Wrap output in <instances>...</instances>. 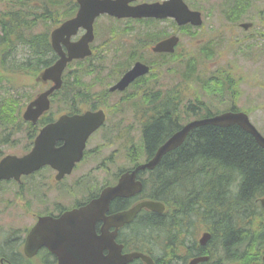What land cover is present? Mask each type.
Returning a JSON list of instances; mask_svg holds the SVG:
<instances>
[{"label": "flooded vegetation", "instance_id": "flooded-vegetation-1", "mask_svg": "<svg viewBox=\"0 0 264 264\" xmlns=\"http://www.w3.org/2000/svg\"><path fill=\"white\" fill-rule=\"evenodd\" d=\"M145 1L163 0H135L130 4ZM73 3L76 12L78 7L75 2ZM108 18L114 21L105 27L107 37L102 41V48H98V44L95 45L94 42L98 37L94 35V40L90 43L93 55L84 58V61L80 63L69 65L70 62L66 66L70 72L74 71L80 77L74 87L69 88L70 93H75L65 96L68 89H64L65 81L62 79V86L59 89L63 90L62 95L54 96L53 92L49 96L50 109L38 116L35 122L25 120L22 112L15 114L17 116L15 125L18 128L16 135L22 134L25 138L23 140H26L22 149L24 154L33 147L40 130L45 125L56 122L60 117L81 115L88 110L93 112L102 110L104 113L103 121L86 138L81 158L73 164L70 172L59 174L57 169L45 164L28 174L19 175L17 180L10 179L12 192L21 197H16L19 202L18 207L23 210L24 204V214L31 217V222L27 225L28 230L40 216L58 217L68 210L91 202L99 196L104 187L116 184L121 174L130 172L138 163L152 157L161 143L150 155H145L138 149H145L143 138L145 127L155 118L161 106L171 105L173 127H176L181 111L184 109L187 112L193 111L194 96L187 97V87L191 81L177 80L180 56L189 52L187 47L182 48L180 32L201 33L208 28L205 23L202 22L200 26L194 27L189 24L179 26L171 17L122 19L109 16ZM64 19H60L57 24ZM227 19L229 24L237 23L233 27H238L241 23ZM223 28L225 27H215L214 44L218 43L217 35L221 36V31L225 33ZM81 33L82 31H79L78 35L72 36L70 40H76ZM171 35L179 36V41L172 51H153L156 43ZM183 37L186 38V42L192 38L190 35ZM201 40L205 38L198 42ZM62 49L66 51L64 45ZM180 50L183 53H180ZM137 61L148 66V72L136 77L121 91L110 90L122 74ZM105 70L107 72L103 73ZM224 70L222 65V71ZM70 72L64 73V76ZM86 77H90V80H85ZM106 78L109 81L102 85L101 81ZM50 84L51 82H48L46 87ZM98 85H100L99 89ZM53 105L56 106L55 111H52ZM71 124L73 123H65V126ZM172 130L169 132L172 133ZM134 138H138L137 141ZM94 139L98 143L94 148L89 149L88 146ZM20 143L21 140L17 144ZM63 144V139H56L54 147L59 148ZM107 147L112 148L108 155L97 161L98 156ZM141 155L143 160H140ZM87 164L90 166L83 170L84 165ZM82 166L84 167L81 168ZM154 169L137 170L135 179L142 182L143 189L131 195L111 198L107 209L101 215L97 213L91 227L68 226V229L73 230L75 234L62 237L61 258L42 246L32 258L25 259L21 256L20 263L114 264L119 255L137 252L148 256L152 260L151 264H222V244L218 247L209 245L214 233L211 229L213 228L210 225L211 221L198 218L192 222L194 230L190 231V235L187 230L188 225H185L182 230L177 229L175 234L172 231V223L175 222L173 217L178 211L172 210V206L166 205L157 198L146 196L145 183ZM146 199L162 202L164 209L160 207V210L149 211L142 207L131 220L123 221L118 217L121 212ZM190 220L188 219L187 223ZM147 224L158 225L151 235L148 234V237L146 232L135 230L138 227L147 228ZM27 231L21 237L20 246ZM83 231H88L89 234H83ZM207 232L210 235L203 238ZM157 239H160L159 245L154 249L151 243L157 242ZM19 242L20 237L17 236L16 247L19 246ZM165 244L172 245L173 249L165 248ZM188 251H191V254L188 255ZM182 259L185 260L182 261ZM262 263L264 264L263 261ZM119 264H147V262L141 257H136Z\"/></svg>", "mask_w": 264, "mask_h": 264}, {"label": "trees", "instance_id": "trees-1", "mask_svg": "<svg viewBox=\"0 0 264 264\" xmlns=\"http://www.w3.org/2000/svg\"><path fill=\"white\" fill-rule=\"evenodd\" d=\"M42 1H5L7 8L0 12V85L3 80L11 79L8 74L35 76L43 67L53 62L55 55L50 48L47 30L37 33L33 30L39 22H49L50 27L60 17H69L74 13L75 4L72 0H49L43 5L46 1ZM246 2L248 1L233 0L226 8L222 7V12L227 18L238 19L247 6ZM52 3L64 9L55 8ZM261 18L264 21L262 15ZM259 34L264 35V29ZM15 44L28 48L29 54L21 58L15 57L13 53L11 55L16 48ZM209 53V49L201 48L200 55L208 58ZM182 60L179 65L184 63V73L180 70V80L198 81L199 87L212 99L223 96L222 87L225 84L229 86L228 90L230 87L235 88L228 71L205 75L197 70L195 56ZM68 75L70 73L63 76L64 89H68L65 96L75 93H70L69 88L74 87L80 79L74 74L71 82ZM195 100L194 111H191L194 112V118L218 113L219 106L228 102V98L224 101L223 97L222 101L216 100V104L203 102L198 98ZM20 108V100L15 97L0 98V155L2 146L7 141L14 142L11 136L18 130L15 114ZM171 114L170 104L159 108L155 118L145 127V149H139L140 152L150 155L171 133L169 131H175L182 125L183 120L181 122L179 119L174 128ZM232 185L235 189H231ZM144 192L146 196L157 198L172 206V210L178 211L173 217V233L176 234L177 229L182 230L188 225L190 235V231L194 230V220L199 218L211 221L214 233L209 245L218 247L222 244V260L235 259L242 264H263L259 258L264 252V209L256 200L264 195V150L238 125H201L193 128L179 147L162 156L151 171ZM188 209H192L189 214ZM230 210L232 213L227 214ZM188 219L191 220L187 223ZM146 226L147 228L138 227L135 230L146 232L148 237L158 227L153 224ZM253 227H257L255 232L251 229ZM17 236L20 237L18 230L11 229L0 241V259L11 264H20L22 260L17 249L19 246L16 247ZM158 241L160 239L151 244L154 249L158 247ZM164 247L173 249L170 244H165ZM187 254H191V251Z\"/></svg>", "mask_w": 264, "mask_h": 264}, {"label": "water", "instance_id": "water-1", "mask_svg": "<svg viewBox=\"0 0 264 264\" xmlns=\"http://www.w3.org/2000/svg\"><path fill=\"white\" fill-rule=\"evenodd\" d=\"M79 8L74 17L64 21L60 26L51 32V45L59 58L41 73L43 80H51L53 85L46 91L38 94L30 101L24 112L23 118L35 122L38 116L48 108V95L54 89L59 88L61 83V73L67 62L76 58H83L91 54L89 42L94 38L93 21L102 13H108L116 17H156L163 18L172 16L179 25L191 23L200 24V13L191 11L182 0H164L163 2L140 3L134 6L128 5L132 0H76ZM247 28L248 25H243ZM85 31L77 41L71 42L70 36L74 35L79 28ZM178 37L172 36L158 42L153 50L156 52L172 51ZM61 43L66 47V53L61 48ZM148 71V67L136 62L122 78L110 88V90H123L135 77ZM104 114L101 110L86 111L82 115L62 116L56 122L46 125L35 138L33 148L29 153L16 157L6 155L0 160V179L19 176L28 173L40 165L49 164L59 171V174L70 172L73 164L79 161L84 148V142L89 134L103 121ZM65 123H73L65 126ZM238 125L243 131L252 136L257 145L264 149V136L249 121L246 113L237 111H226L211 117L195 119L188 122L178 131L170 135L155 151L153 157L147 162L138 165L132 171L123 173L117 184L104 188L100 195L91 202L64 212L58 217H39L37 223L29 231L25 240V251L34 253L40 245H46L51 251L61 258L60 242L62 237L75 234L68 226L91 227L92 221L107 209L109 200L115 196L131 195L140 191L142 184L135 179L138 169H152L166 152L177 148L186 138L187 134L195 127L201 125H214L226 127ZM56 139H63L64 144L54 147ZM264 206V196L260 199ZM160 203L154 201H143L130 209L121 212L118 217L123 221L131 220L136 212L145 207L150 210H159ZM78 221V222H77ZM83 234H89L83 231ZM30 252V253H29ZM111 257V256H110ZM135 257H141L147 264H151V259L137 253L119 255L114 264L127 262ZM264 260V255L262 256Z\"/></svg>", "mask_w": 264, "mask_h": 264}, {"label": "rangeland", "instance_id": "rangeland-1", "mask_svg": "<svg viewBox=\"0 0 264 264\" xmlns=\"http://www.w3.org/2000/svg\"><path fill=\"white\" fill-rule=\"evenodd\" d=\"M7 0H0V12L5 11L7 8L6 2ZM46 1V2H44ZM49 0H43V5H45ZM189 1L191 4L197 6V8L201 12V16L203 17V22L207 27L203 31V34H199L196 32L193 35V38L185 41L186 38L182 39V48H186L187 50H190L191 55L189 57L192 58L193 55H200L201 54V48L204 43L205 46L211 47L208 43V38L205 37V34H209L212 32V30L215 29V27L219 26L220 28H223L225 33H222V38L217 43L218 51H220L221 54H218L213 56L210 60H203L201 58L198 59L197 63L199 64L197 68L199 71H201L205 75H209L214 70L218 69L219 67L225 66L230 67L233 69V72L229 73L230 76L233 77L234 84H235V90L239 92V96L237 99V107L240 109H246L249 112V117L252 123L264 134V37H260L258 35L259 31H262L260 22L258 23V20H260L259 15H262L264 17V0H247L249 3L245 7V10L243 11V14L241 17L243 18V21H255L256 25L252 27L250 30L244 32L239 27H233L235 25L228 24L227 20H225L223 17L225 16L224 13L220 12L221 5L222 7L229 6L233 0H206V1H191V0H185ZM30 3V2H29ZM55 8L64 9V7H60V5L52 3ZM261 13V14H260ZM101 16H99L96 21L98 22V34L96 38V41L94 42L95 45L98 44V48H102L101 44L105 37H107L106 29L105 27L108 25H111V21H108L106 18H102V20L99 22ZM49 29V22L41 23L36 25L34 28V32L37 33L41 30H48ZM96 30V29H95ZM28 31V30H27ZM248 36L246 39L244 37ZM220 37V35H217ZM201 37H205L204 41L198 42V40ZM222 42H224L222 44ZM223 45H227L225 49L223 48ZM16 46V44H15ZM253 49V53H255V57L251 59H247L242 56V54L246 50ZM223 51V53H222ZM183 52L180 50V53ZM14 54L15 57L21 58L25 57L29 54L28 48H25L23 45L16 46L15 50L11 52ZM188 57V56H187ZM186 57V58H187ZM184 63L180 66L178 65L177 68V80L179 81L181 78L180 70L182 72V66ZM74 68V67H73ZM235 70V72H234ZM1 71V69H0ZM107 70H105L103 73H106ZM184 73V72H182ZM11 79L3 80L0 85V98H9L10 96L15 97L20 100L23 104L28 100V98L32 97L38 90H42L43 86L40 84L34 83V80L30 77L24 78L19 76L17 73L8 74ZM239 77H241L242 80H239ZM85 80H90V77H86ZM108 78L105 80H102V85L106 84L108 82ZM97 88H100V85L97 86ZM188 93L187 97L195 96L198 97L201 101L204 102H213L216 104V100L222 101V96L220 98H211L209 95H207L198 84L191 82L189 83L187 87ZM226 96H229L227 93H225ZM60 96V95H59ZM21 107V108H22ZM56 110V106H52V111ZM187 114L185 111H181L180 113V120L182 122V119L186 118ZM131 121V119H130ZM137 133V132H133ZM18 140V142L21 140L20 144L13 143V144H7L2 149V154L7 153H22V149L24 146L25 141L23 139L24 136L22 134L16 135L14 137ZM138 138H134V140L137 141ZM98 142L94 139L89 144V149L94 148V146ZM101 152V154L98 156L97 161H99L102 157H105L108 155L111 147L104 148ZM85 166V167H84ZM81 168L85 170L90 166L89 164L84 165ZM231 189H235V186L232 185ZM195 206V205H194ZM263 208V207H262ZM264 209V208H263ZM233 210V209H232ZM192 209H188L187 213H190ZM232 213V211H228L227 214ZM257 214V213H256ZM264 215V213H263ZM259 219L260 218H256ZM29 222H31V217L29 216H21L20 214L16 216L14 212L12 211L11 205L9 203L5 206V212L3 214H0V225L2 227L7 226H14V227H23L27 225ZM19 224V225H17ZM256 226V225H255ZM253 230V228H251ZM254 231V230H253ZM255 232V231H254ZM152 244V243H151ZM213 246V244H211ZM260 259V258H259ZM229 264V263H227Z\"/></svg>", "mask_w": 264, "mask_h": 264}, {"label": "bare ground", "instance_id": "bare-ground-1", "mask_svg": "<svg viewBox=\"0 0 264 264\" xmlns=\"http://www.w3.org/2000/svg\"><path fill=\"white\" fill-rule=\"evenodd\" d=\"M260 207H262L261 205H260ZM260 260H261V258H260ZM186 262V261H185Z\"/></svg>", "mask_w": 264, "mask_h": 264}]
</instances>
